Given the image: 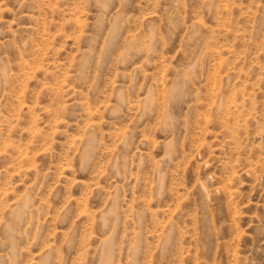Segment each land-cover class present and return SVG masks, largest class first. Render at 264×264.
<instances>
[{
	"label": "rangeland",
	"instance_id": "374dc122",
	"mask_svg": "<svg viewBox=\"0 0 264 264\" xmlns=\"http://www.w3.org/2000/svg\"><path fill=\"white\" fill-rule=\"evenodd\" d=\"M0 264H264V0H0Z\"/></svg>",
	"mask_w": 264,
	"mask_h": 264
}]
</instances>
